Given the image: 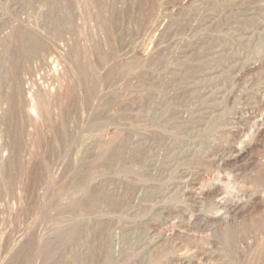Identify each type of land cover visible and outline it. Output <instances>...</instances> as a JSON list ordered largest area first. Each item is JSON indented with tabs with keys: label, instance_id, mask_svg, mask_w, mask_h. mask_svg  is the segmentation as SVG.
Here are the masks:
<instances>
[{
	"label": "rangeland",
	"instance_id": "374dc122",
	"mask_svg": "<svg viewBox=\"0 0 264 264\" xmlns=\"http://www.w3.org/2000/svg\"><path fill=\"white\" fill-rule=\"evenodd\" d=\"M263 125L264 0H0V264H264ZM213 182L261 228L222 235Z\"/></svg>",
	"mask_w": 264,
	"mask_h": 264
},
{
	"label": "bare ground",
	"instance_id": "6f19581e",
	"mask_svg": "<svg viewBox=\"0 0 264 264\" xmlns=\"http://www.w3.org/2000/svg\"><path fill=\"white\" fill-rule=\"evenodd\" d=\"M63 1V0H62ZM69 1V0H68ZM53 2V1H51ZM59 2V1H58ZM57 2V3H58ZM71 2V1H70ZM69 2V3H70ZM54 3V2H53ZM68 3V4H69ZM93 3V2H92ZM71 4V3H70ZM53 5V4H52ZM56 5V4H55ZM93 5V4H92ZM96 5V4H95ZM54 7V5L52 6ZM57 7V6H56ZM97 7V6H96ZM55 8V7H54ZM95 7L93 6V9ZM92 8H90L91 10ZM94 11V10H93ZM92 11V12H93ZM89 12V11H87ZM96 12L92 13L95 14ZM71 14V13H70ZM91 14V15H92ZM56 17V14H54ZM53 15V16H54ZM79 15V14H78ZM90 16V15H89ZM95 18V17H94ZM54 19V17H53ZM96 19V18H95ZM94 19V20H95ZM90 20V19H89ZM93 20V19H92ZM54 21V20H53ZM96 21V20H95ZM89 22V21H88ZM91 23H93L91 21ZM98 23V22H97ZM89 24V23H88ZM97 25V24H96ZM91 26V25H89ZM173 26V25H172ZM82 27V25L80 26V28ZM92 27V26H91ZM79 37V36H78ZM77 37H75V41H80V39H76ZM60 40V39H59ZM62 40V39H61ZM64 40V39H63ZM145 40V39H144ZM83 42V40H81ZM74 42V41H73ZM80 42V43H82ZM85 42V41H84ZM75 44V43H74ZM77 44V43H76ZM73 45V44H72ZM84 45V44H83ZM75 46V45H74ZM78 47V45H77ZM82 47V46H79ZM53 48V56H51V60H50V74H49V79H50V86L51 89L45 90L42 88H37L34 89L32 88V91H29V96L24 99V108L28 109L27 111H30V114L32 115V117L34 118L33 120L40 118L43 115V110H42V96H48V97H55L54 94H56L59 91V87L61 82H64L67 78H69V76L72 74L73 70L77 69L75 66L77 61H80V54L81 53H76L73 49V47L69 46L68 44H63V45H57L55 44V46L52 47ZM76 49V47H75ZM83 49V47L81 48ZM85 49V48H84ZM52 50V49H51ZM77 50V49H76ZM78 51V50H77ZM87 52V51H86ZM85 53V51H84ZM159 53V52H158ZM91 57L93 55H90ZM83 57V56H82ZM83 59V58H82ZM86 60V58H85ZM94 57H92L93 61ZM83 61V60H82ZM85 62V61H84ZM94 63V62H93ZM78 64H80V62H78ZM91 64V63H90ZM89 64V65H90ZM149 64V63H148ZM95 65V64H93ZM144 65V64H143ZM150 65V64H149ZM78 68V67H77ZM94 68V67H93ZM75 72V74H76ZM89 77L91 79H93L95 73L94 72H89ZM59 84V85H56ZM82 90V89H81ZM43 97V98H44ZM46 99V98H44ZM54 102V100H53ZM29 113V112H28ZM242 116V115H241ZM245 118V117H244ZM259 126V125H258ZM264 126V125H263ZM256 126H254L255 128ZM261 129L264 130V127H262ZM11 134V133H10ZM247 138V137H246ZM244 138V139H246ZM15 139V138H14ZM256 139V138H255ZM10 141V140H9ZM235 144V143H234ZM180 145V144H179ZM11 146V144H10ZM12 149V148H11ZM15 149V148H14ZM232 150V149H231ZM250 147L248 145H246L245 143H238L235 147H234V151L233 154L231 156L232 159L234 160H239L236 161L238 163H240L241 159H246L250 153ZM230 152V151H229ZM232 152V151H231ZM251 152V151H250ZM253 158V157H252ZM250 160V159H249ZM4 164H8L10 163V159L7 158L6 159V155L4 157ZM220 162V161H219ZM227 164V163H226ZM224 165V164H223ZM5 166V165H4ZM258 166V165H257ZM256 166V167H257ZM254 167V168H256ZM258 168V167H257ZM254 170V169H253ZM14 172V171H13ZM211 181V180H210ZM227 181V180H226ZM264 176L263 174L258 171L255 175V179H254V186L256 188L260 187L261 185L264 184ZM215 182V181H214ZM209 184L207 186H201L199 189H197L196 191L200 192V194H207L208 196H213V195H217V196H222V198L220 199V204L223 205L224 210H227V212L225 213V217H221L220 221V225H219V231L222 233V235H224L225 237H228L229 239L232 237V240H234V242H237L243 238H245V235L247 233L253 232L254 230L258 228H261L262 223L259 221H252L249 222L248 224L244 223L242 225L236 226L233 229H231L230 227H228V223L232 222L234 217L242 214L243 210H245L247 208L248 205L251 204L252 202V198L249 196V198L242 196L240 198H235V199H227V197L224 196V190L227 188V184H215V183ZM201 185V184H200ZM192 192V191H191ZM230 195V194H229ZM231 196V195H230ZM202 197V196H200ZM252 218V217H251ZM239 221V220H238ZM193 223V222H192ZM213 223V222H212ZM241 223V222H240ZM178 224V223H177ZM197 224V223H196ZM209 227V226H208ZM182 229V228H181ZM186 229V228H185ZM180 230V229H179ZM162 232V231H161ZM167 233V232H166ZM172 233V232H171ZM175 233V232H174ZM182 233V232H181ZM194 234V233H193ZM174 235V234H173ZM185 235V234H184ZM191 236V235H190ZM65 237V236H64ZM176 237V236H175ZM169 240H165L164 244L165 246L168 245ZM174 242V241H173ZM158 245V244H156ZM243 245V244H242ZM172 251L170 254H175V247L172 246L170 248ZM247 250V248H246ZM154 251V250H153ZM183 251V250H182ZM148 252V251H147ZM63 253V252H62ZM189 253V252H188ZM245 253V252H244ZM155 254V253H154ZM179 254V253H178ZM193 254V253H192ZM165 258V257H164ZM177 259V258H176ZM148 260V259H147ZM182 260V261H181ZM181 261L180 263L177 264H201L200 261L198 262H193V260L191 258L189 259H179L178 262ZM205 261V260H204ZM158 264V263H157ZM168 264V263H166Z\"/></svg>",
	"mask_w": 264,
	"mask_h": 264
}]
</instances>
